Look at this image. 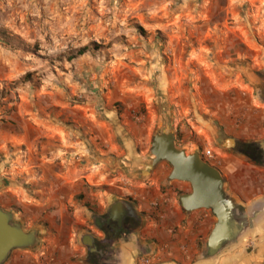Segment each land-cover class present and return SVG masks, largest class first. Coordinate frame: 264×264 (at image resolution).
<instances>
[{
    "label": "rangeland",
    "instance_id": "1",
    "mask_svg": "<svg viewBox=\"0 0 264 264\" xmlns=\"http://www.w3.org/2000/svg\"><path fill=\"white\" fill-rule=\"evenodd\" d=\"M1 35L0 207L19 223L39 213L33 229L96 208L89 190L72 197L57 180L133 176L155 132L187 141L198 117L235 110L247 91L259 101L264 0H0Z\"/></svg>",
    "mask_w": 264,
    "mask_h": 264
},
{
    "label": "crops",
    "instance_id": "2",
    "mask_svg": "<svg viewBox=\"0 0 264 264\" xmlns=\"http://www.w3.org/2000/svg\"><path fill=\"white\" fill-rule=\"evenodd\" d=\"M241 96L238 101L242 106L235 110L229 108L227 114L220 109L212 111V120L198 117L195 124L189 127L191 139L186 141L187 137L183 136L180 139L182 143L186 141L181 149L200 152L201 157L205 150L213 152L212 159L203 158V161L220 172L225 182V193L246 212L247 237L231 245V249L222 256L214 259L204 257L202 251L205 246L200 245L202 242L206 244L214 218L205 210L190 213L181 210L179 196L173 191L186 190L185 185L188 184L169 181L170 172L165 165H158L145 180H141L137 173L140 165L134 169L133 176L118 174L119 179L108 180L106 175L101 174L84 181L57 180L56 187L72 197L89 190L88 196L95 201L91 206L98 209L107 207L113 202L111 199H116L115 195L123 193V196L136 200L139 209L146 213L139 235L131 236L127 242L121 240L113 244L114 259L103 264H264V156L260 152L263 164L255 165L222 143L223 138L242 143L262 141L260 139L264 138V105L253 101L248 91ZM260 148L264 149V143ZM108 167L112 172L115 169L112 162ZM116 180L123 183L117 186ZM131 181L134 184L132 188L128 186ZM93 190L95 194L92 195ZM34 206L42 207L39 204ZM32 213L24 223L20 221L25 231L32 230L31 224L41 218L39 213ZM54 216L48 213L42 220L51 222ZM58 220L60 227L36 226L39 231L38 246L34 250L13 251L5 264H91L86 260L87 246L83 238L99 239L102 234L92 226L88 211L83 207L77 210L68 228L63 227L61 217ZM136 239L141 241L144 252L136 245ZM245 240L252 241L254 245L250 252L243 251Z\"/></svg>",
    "mask_w": 264,
    "mask_h": 264
},
{
    "label": "water",
    "instance_id": "3",
    "mask_svg": "<svg viewBox=\"0 0 264 264\" xmlns=\"http://www.w3.org/2000/svg\"><path fill=\"white\" fill-rule=\"evenodd\" d=\"M149 153L150 162L141 164V169L137 171L141 180L147 179L160 163H166L171 169L169 181H178L190 186V192L178 198L181 210L185 213L205 210L213 216V228L207 237L202 255L214 259L228 245L237 243L240 234L233 232V221L238 219L237 205L225 193V182L220 172L204 162L198 153H187L184 149L176 148L168 127L165 131H157L152 135ZM6 184L5 180H0V190ZM126 212V204L120 202L111 207L109 216L120 225ZM83 239L85 246L91 245V238ZM38 244L37 229L25 231L10 212L0 207V264H5L13 251L34 250Z\"/></svg>",
    "mask_w": 264,
    "mask_h": 264
},
{
    "label": "flooded vegetation",
    "instance_id": "4",
    "mask_svg": "<svg viewBox=\"0 0 264 264\" xmlns=\"http://www.w3.org/2000/svg\"><path fill=\"white\" fill-rule=\"evenodd\" d=\"M258 76V81H255V84H258L261 88V91L258 95V100L264 105V74H259ZM172 135L175 147L181 148L179 144L181 142L180 137L175 132H173ZM260 140L262 141L258 140L249 143L233 142L232 150L236 154L243 156L244 158L253 162L255 165H262L263 163L261 161L262 159L260 152L264 156V149L261 150L260 147L264 143V138ZM229 141L231 142L232 140H226L224 138L222 139V143L224 145H226ZM178 192H180L178 189H174L173 191V193L176 195ZM187 192H189V190ZM120 202L126 204L127 212L120 225H118L117 222L112 221L110 218L109 211L111 207L115 205L117 206ZM139 207V203L136 200L130 198L116 199L103 209H97V207L93 208L86 204L83 205V208L88 211L92 226L96 227L102 234V237L99 239L94 237L92 239L91 245L87 246L86 260H88L91 264H103V262L113 261L114 253L111 250L112 245L118 243L121 240L126 242L129 241L131 236H138L143 228V219L146 217V213L140 210ZM245 214L246 212L237 205L236 216L238 219L233 221V232L240 234V239L237 242L242 241V239L247 237L249 234V228H247L248 223L244 219ZM244 227L245 229L247 228V230H244ZM84 237L88 238V236ZM135 243L140 248V251L144 252V247H141V241L136 239ZM229 246L231 245H228L222 252H224Z\"/></svg>",
    "mask_w": 264,
    "mask_h": 264
},
{
    "label": "trees",
    "instance_id": "5",
    "mask_svg": "<svg viewBox=\"0 0 264 264\" xmlns=\"http://www.w3.org/2000/svg\"><path fill=\"white\" fill-rule=\"evenodd\" d=\"M0 42L2 44H9V41H8V38L5 36V35H1L0 36ZM95 49H91V51H93ZM89 48L88 47H82L78 50H75V51H70L66 54V61L67 62H72L82 56H84L87 52H89Z\"/></svg>",
    "mask_w": 264,
    "mask_h": 264
},
{
    "label": "built area",
    "instance_id": "6",
    "mask_svg": "<svg viewBox=\"0 0 264 264\" xmlns=\"http://www.w3.org/2000/svg\"><path fill=\"white\" fill-rule=\"evenodd\" d=\"M202 159L204 158V160H210L213 158V152L211 150H205L202 153ZM147 263V262H145Z\"/></svg>",
    "mask_w": 264,
    "mask_h": 264
},
{
    "label": "bare ground",
    "instance_id": "7",
    "mask_svg": "<svg viewBox=\"0 0 264 264\" xmlns=\"http://www.w3.org/2000/svg\"><path fill=\"white\" fill-rule=\"evenodd\" d=\"M233 146V143L232 142H228L227 144H226V147H228V148H231ZM187 152V151H186ZM6 182V181H5ZM178 182V181H177Z\"/></svg>",
    "mask_w": 264,
    "mask_h": 264
}]
</instances>
